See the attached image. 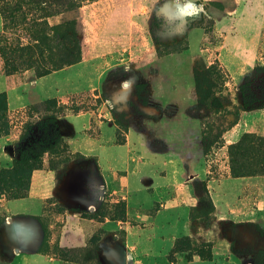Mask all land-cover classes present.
<instances>
[{
	"label": "rangeland",
	"instance_id": "rangeland-1",
	"mask_svg": "<svg viewBox=\"0 0 264 264\" xmlns=\"http://www.w3.org/2000/svg\"><path fill=\"white\" fill-rule=\"evenodd\" d=\"M58 1L60 6L62 3L66 6V2ZM74 1L78 5L76 8L47 19V23L50 26L72 22L82 58L74 12L95 0ZM56 2L57 0H45L44 7L51 5L49 11L55 12L59 9ZM236 2L242 4L245 0ZM169 10L166 8L165 11ZM207 11L211 13L208 14ZM217 11H220V5L206 2L204 13L200 11L188 20V25L201 26L209 32L204 42L205 53L202 58H198L201 68L208 66L217 57L215 49L217 50L218 43L222 40L221 33L226 32V28L217 30L213 23ZM234 18H237L233 20L237 28L241 24L251 26L254 22L256 29L264 26V0H250L244 7L240 5L232 19ZM154 25L144 32L147 41L148 37L154 40ZM168 25V29H165L166 41L175 39L179 33L178 26ZM24 27L25 25L20 24L15 29H8L4 35L5 40L10 44H27L29 37L24 32ZM198 34L197 31L190 34L189 38L183 37L170 45L160 47L156 44V49L165 52L180 49L185 41L188 42L187 50L162 58L164 61L159 64L169 76L168 83L161 87L163 91L159 97L165 102L173 100V105H164L154 97L156 85L164 81L154 67L139 65L137 70H128L125 63L130 58L128 53L121 55V58L119 55L111 57L118 65L101 79V94H71L77 77L89 73V68L62 71L45 76L46 79L36 78L32 71H22L8 77L14 78L17 86L14 87L13 81L5 78L7 76L2 72L0 60V92H6L10 97V105L0 121V169H10L21 162L24 166L29 164L56 172L58 179H61L70 162L83 158L79 150L85 144L88 152L94 151L102 156L100 162L104 171L119 168L116 179L120 181L121 171H125L124 133L130 123L136 120L135 127L142 129L141 124L145 126L156 121L157 118H149L143 111L149 105L156 109L159 117H168L178 111L181 118L177 123H163L164 142L155 140L153 134L147 139V143L134 132L131 136V158H134L129 162L127 197L144 210L152 207L145 211L137 209L148 221L139 223L128 220L122 195H114L110 189L101 188L100 174L89 170L77 188V198L84 202L86 210L68 209L55 199L48 200L44 205L40 246L45 231L48 236V252L43 256L56 259L59 264H101L98 252L100 243L103 242L105 249L113 243L116 253L121 257L120 264H264V174L235 177L231 174L227 157V147L237 142L242 134L264 138V47H253L247 49L245 54H239L246 61L248 71L241 78L233 73V80L225 76L223 90H214L215 98L223 104L222 110L210 112L204 107L196 106L194 102L192 104L191 100V97L194 99L192 64L199 52ZM124 39L125 37H120L116 40L113 49H118ZM57 40L62 42V38L58 37ZM148 42L146 47H149ZM50 44L52 46L54 43ZM132 52L135 53V50L132 49ZM45 53L49 54L47 50ZM120 59L123 61H119ZM131 74H136L137 79L134 77L133 80ZM89 75L90 73L81 80L84 88L90 81ZM33 81L37 82L35 87ZM140 81L142 83H138ZM41 87L45 94L36 98L33 91ZM143 87L147 89L146 97L139 95ZM20 90L25 94L22 98L19 96V100H14L12 93H19ZM49 100L55 103L56 108H48L47 111L45 104ZM62 104L66 105V109L62 110ZM22 105L27 106L20 108ZM72 107L80 108V111L72 113L69 110ZM184 110L186 115L198 121L187 119ZM80 113L87 115L86 125L83 132L76 135L66 119ZM99 121L110 123L114 128L112 143H107L110 135H105L106 143L98 146L96 139L99 135ZM202 121L206 124L204 128L209 136L205 143L201 141ZM208 146L209 150L204 154ZM111 151L115 153L116 163L109 158ZM135 167L139 168V172L134 174L132 171ZM178 168L182 169V173L189 171L198 178L191 177L178 187L169 189L165 198V193L156 189L179 183L182 174ZM141 175H148L153 181L150 186L153 191H146L141 187L142 190L137 192L138 178ZM40 183L37 179L32 181L27 200H0V211L6 215L5 222L8 220L7 203L11 209L23 210V204L25 211L39 213L41 208L35 199L38 193L47 188L42 182L41 190ZM158 211L163 212L160 219L156 217ZM71 213L90 221L92 230L85 247L65 248V251L58 246L56 237L60 233L62 220ZM105 220L120 227L117 226L113 231L106 230L102 226ZM119 222H128L138 228L139 248L135 254L134 250L125 249L126 231ZM12 254L15 258V252ZM132 254L137 255L136 260ZM13 263L18 264L16 260Z\"/></svg>",
	"mask_w": 264,
	"mask_h": 264
},
{
	"label": "crops",
	"instance_id": "crops-1",
	"mask_svg": "<svg viewBox=\"0 0 264 264\" xmlns=\"http://www.w3.org/2000/svg\"><path fill=\"white\" fill-rule=\"evenodd\" d=\"M236 1L237 0H95L84 4L77 8L74 12V16H76L75 19L78 24L77 38L80 42L82 51L81 60L74 65H70L59 71L53 72L47 77L61 73L62 71L72 69L84 70V68H89L90 81L87 86L85 88L82 87L81 80L88 77L89 73L80 74V71H78L80 75L75 81L76 85L73 87L72 91H74L71 94L84 92H98L101 94L102 89H99L101 79L107 72L110 71L111 68L118 65V63L116 64V61L111 57L119 55V58H121V55H126V53H128L130 58L127 62H125L128 66V70L131 72L137 70L139 65H150L151 67H154L158 71V74L164 79V81L156 85L154 97H156L164 105H173V100L168 99L165 102L159 97L163 91V88L161 87L169 81L167 72H165L164 67L159 66V64L163 63L162 61L164 60H161L162 58H166L170 55H178L180 53L159 57L156 54V44L160 47L161 45H170L173 42L181 40L183 37L187 39L190 34L198 31L199 34L197 36L199 52L195 59H193L194 63V60L205 53L204 45L206 44L204 42L206 41V37L209 32L204 30L201 26L194 27L188 25V20L190 21V19H192V17L194 18V15L200 11H203L204 13V5L206 2H216L220 5V11H217V17L213 23L217 30L226 28V32L221 33L222 40L218 43L217 50L215 49V56L217 57H214V60H216L220 68L222 67L221 69L228 78L232 79L233 73L237 74V76L241 78L246 71H248V67L246 66V61L241 58L239 54H245L247 49H251L253 47H264V26H258L256 29L254 28V22L251 26L248 24H241L240 27L237 28V26H235V21L233 22V20L237 18L232 19V17L235 13H237L240 5L244 7V5L250 0H245L242 4H238ZM166 8L170 9L169 12L165 11ZM207 12L208 14L211 13L210 11ZM207 18L210 19L209 16ZM168 24L178 26L179 33H177V37L175 39L171 38L166 41L165 38H167V36L165 34V29H168ZM152 25H154V40H152L151 37H148V42L144 32L146 29L150 30ZM178 29L176 27V31H178ZM120 37H125V41L123 42L124 45H118V49H113L115 41ZM147 42L149 43V47H146ZM132 49L135 50V53L132 52ZM119 61H123V59H120ZM131 76L134 80L137 75L131 74ZM47 77L43 79H46ZM5 78L12 80L14 87H17L13 77ZM33 83V87H35L37 82L33 81ZM138 83L142 82L140 81ZM146 91V87H143L139 95L146 97ZM12 94L14 100H19L20 97H23L25 92L20 90L19 93L13 92ZM33 94L36 98H39V95L45 94L43 92V87H41V89H35ZM6 95L7 104L9 106L10 97L8 93H6ZM191 100L193 104V97H191ZM25 106L27 105H22L20 108ZM185 110L183 113L187 119L196 120L186 115ZM143 111L149 118H157V120L149 122L145 126L141 124L142 129L135 127L136 124L134 123L137 122L136 120L130 123L127 131L124 133L125 153L123 163L125 171H121L120 181L116 179L117 174L120 171L119 168L116 167L111 170L104 171L101 168L100 162L102 156L100 154H96L94 151L88 152V148L85 144H83L82 148L79 150L83 158H80L76 162H70L68 164L69 167H67V170L64 175H62L61 179H58L57 173L51 170H39L33 172L28 196L20 200L24 201L30 197L31 183L34 179H37L41 182V190L42 182L43 185H47V188L38 193V196L35 199L41 209L39 213H30L25 211V205L23 204V210L11 209L9 208L8 203L6 204L8 220L0 226V264H14V260H16L18 264H59L56 259L45 257L37 251L40 247L43 236L41 216L43 214L44 205L48 200L55 199L57 203H61L63 206L68 207V209L81 211L86 210L87 207L84 202L77 198V188L78 183L85 176L84 174H86L89 170L98 175L100 174V177L102 178V181H100L102 182L101 188L110 189L114 195H122V199L126 204V214L128 220L139 223L148 221V219L146 220V218L142 215V212L138 213L137 209L145 211L150 210L152 207L144 210L139 204L133 203L130 197H127V193H129V162L130 160L133 161L134 158H131V136L134 132L138 134L145 143H147V139L151 136V134H153L155 140L164 142L163 138H165V136L163 133V123H177L181 118L178 113L168 117H159L156 109L150 105ZM98 116L101 117L100 115ZM86 119L87 115L80 113L78 115L68 117L66 121L70 124V126H72L74 133L78 135L80 132H83L82 129L84 125H86ZM139 122H141V120ZM98 127L99 135L96 139L98 146H101L102 143H106V139H104L105 135H110L108 137L109 139H107V143H112L114 141L115 133L112 125L110 123L99 121ZM109 158L113 163H116L114 162L116 157L113 151L110 152ZM138 169V167H135L132 173H138ZM179 169L180 174H182L180 177L181 181L179 183L166 186L161 189H156V191L159 190L164 192L165 198L167 196L166 191L169 189L178 187V185L185 183L186 180L191 177L198 178L196 177L197 175H192L189 171H183L182 173V169L178 168V170ZM148 177V175H141L138 178L139 188L137 189V192L142 190L141 187H143L146 191H153L150 188L153 181H151ZM44 179L47 180L43 181ZM154 203L156 202H153V204ZM162 213L163 212L161 211L156 213L157 219L163 216ZM89 222L90 221H86L85 219L78 218L73 213L66 215L62 220V226L59 231L60 233L56 237L58 246L64 249H80L85 247L88 235L92 230ZM119 223L124 226L126 231L125 249H128V251L134 250L135 254L137 252L136 250L139 248L137 243V238L139 237L138 228H135L128 222ZM102 226L106 230L113 231L118 225L116 226L114 222L105 220ZM2 235H4L3 238ZM102 244L100 243V251L98 252L101 264H120L121 257L116 253L113 243L110 244L109 248L106 247V249ZM12 252H15V258ZM155 255H157V252ZM136 256H134L135 260L137 258Z\"/></svg>",
	"mask_w": 264,
	"mask_h": 264
},
{
	"label": "trees",
	"instance_id": "trees-1",
	"mask_svg": "<svg viewBox=\"0 0 264 264\" xmlns=\"http://www.w3.org/2000/svg\"><path fill=\"white\" fill-rule=\"evenodd\" d=\"M62 2H66V6H63V3L60 6L57 0L59 9L51 12L49 11L51 5L44 7L45 0H0V17L2 20L0 60L5 76L9 77L22 71H32L36 78H42L81 60L80 48L75 32H73V23L64 22L50 26L47 23V19L78 6L74 0H62ZM20 24L25 25L24 32L29 37V42L25 45L20 42L8 43L4 37L6 31L15 29ZM57 36L62 38V42L57 40ZM50 42L54 44L50 46ZM187 48L188 43L185 41L184 46L180 49L165 52L156 49V54L162 57L181 53ZM45 50L49 52L48 55ZM202 55H200L201 58ZM200 57L198 58L200 59ZM199 59L195 60L192 66L194 104L204 107L210 112L213 110L218 112L222 110L223 104L215 98L216 92L214 90L218 89L220 92L221 89L223 90L225 84L222 83L226 82V75L216 60H212L208 66L201 68L198 63ZM54 105L55 103L49 100L46 101L45 108L48 111V108H56ZM7 107L6 93L0 92V121L3 119ZM61 108L62 110L66 109V105L62 104ZM69 110L72 113H77L80 108L72 107ZM204 125L206 124L202 121V143H205L209 138ZM208 150L209 146L204 154ZM227 157L229 169L235 177L264 174V138L252 134H242L237 142L227 147ZM39 170L43 169L32 167L29 164L24 166L21 162L16 163L10 169H0V200L5 198L6 201H12L26 198L30 189L32 174ZM5 220V213L0 211V226ZM47 237V233L44 231L43 243L39 248V253L43 255L48 252ZM53 251H55L54 248Z\"/></svg>",
	"mask_w": 264,
	"mask_h": 264
}]
</instances>
